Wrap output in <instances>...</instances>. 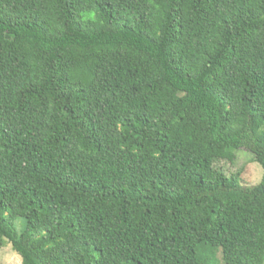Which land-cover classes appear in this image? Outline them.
<instances>
[{"label":"trees","instance_id":"1","mask_svg":"<svg viewBox=\"0 0 264 264\" xmlns=\"http://www.w3.org/2000/svg\"><path fill=\"white\" fill-rule=\"evenodd\" d=\"M240 149L264 172V0H0L22 264H264V174L216 167Z\"/></svg>","mask_w":264,"mask_h":264},{"label":"rangeland","instance_id":"2","mask_svg":"<svg viewBox=\"0 0 264 264\" xmlns=\"http://www.w3.org/2000/svg\"><path fill=\"white\" fill-rule=\"evenodd\" d=\"M216 167L226 175H240L243 187H253L261 183L263 179V168L254 160V156L247 150L236 151V159L233 163L219 161ZM19 233L24 230V220L19 219L16 223ZM0 264H22L21 257L13 251L7 240L0 244Z\"/></svg>","mask_w":264,"mask_h":264}]
</instances>
